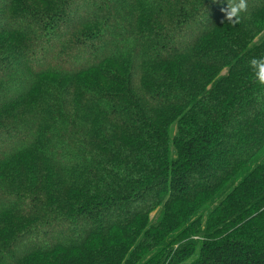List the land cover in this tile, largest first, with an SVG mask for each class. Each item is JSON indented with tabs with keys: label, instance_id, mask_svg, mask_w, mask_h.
I'll list each match as a JSON object with an SVG mask.
<instances>
[{
	"label": "trees",
	"instance_id": "16d2710c",
	"mask_svg": "<svg viewBox=\"0 0 264 264\" xmlns=\"http://www.w3.org/2000/svg\"><path fill=\"white\" fill-rule=\"evenodd\" d=\"M245 4L229 23L227 0H0V264H264V0ZM54 73L81 78L85 117ZM205 195L192 259L140 234L167 203L188 236L171 217L193 229Z\"/></svg>",
	"mask_w": 264,
	"mask_h": 264
},
{
	"label": "rangeland",
	"instance_id": "374dc122",
	"mask_svg": "<svg viewBox=\"0 0 264 264\" xmlns=\"http://www.w3.org/2000/svg\"><path fill=\"white\" fill-rule=\"evenodd\" d=\"M80 12V9L77 10V12L75 13L78 14ZM75 17H71L70 21L73 22ZM29 39H32L33 33L29 32ZM59 47H57L58 49ZM33 54L39 55V53L36 52H32ZM31 54V53H30ZM83 56V55H82ZM34 58V57H33ZM35 59V58H34ZM36 60V59H35ZM40 65L43 64V61L40 60L39 62ZM101 73V71L99 70H94V71H90L89 74L87 73V76L84 77L82 80H90L91 78H95L97 75H99ZM55 74V73H54ZM48 81L46 80V83H50V84H54V88H51L49 85L48 87H50V89L54 92V96L56 97H60L61 101L64 102L65 106L67 109H65V111L67 112V114L72 118L74 116H78V117H85L86 114L84 112V109H89V104L87 106L82 105L81 106V98L80 96H78V92L81 89L80 86H82L81 82V78H75L71 79V78H67V77H61V76H57L56 74L53 76H48L47 77ZM23 99L24 102H26V105H28V103L30 102V98L25 99L24 97H21ZM76 98V100H75ZM22 99H18V103L22 101ZM57 99V98H56ZM75 100V101H74ZM49 103V102H48ZM77 110V113L74 114V111ZM175 132V126L172 127L171 129V136L174 135ZM3 138H7V137H3ZM2 143V144H1ZM0 149H4L7 148L5 144H3V142L0 141ZM220 203V201L216 198H213L211 196H203L202 198L197 200V204L196 205H191L193 206L195 209L192 210V212L195 214L194 216H192V218L195 219L194 224L192 225L193 229H190L191 227H189L186 223L185 226L186 227H182V223H184L179 216H177V214L175 216H172L171 219H174V221L172 223H174L178 229H184V230H188V232L190 233L188 236H184V237H177L174 238L172 236H170V234L168 233L169 231H167L168 229H166V226L168 225L169 219L166 221V218H163L162 216V212H164V210H169V211H165L167 214H172L173 213V205H169V204H162L159 207H157L156 209H154L153 211H151L150 213H147L144 218L140 219V221L138 223L144 225L141 229H140V234L146 232V230H150L148 231L147 235L151 236L154 234H157L158 236H161V238H164V243L168 242L167 245L168 248L166 247V249L164 248V252L162 254V257L165 258L167 254V252H172L171 248L172 245L175 248H178V246H180V243H186V242H191L193 243V247H192V251H189L188 248L190 247V245H187V252H193V254H191L189 257L190 259H192L194 257V253H197L201 246H202V241L206 240V238H208L207 235V230L209 229L210 232H212V230H214V226L208 225V219L209 217H207V214L213 215L215 216L216 212L214 211V209L218 206V204ZM171 204V203H170ZM190 208V207H189ZM172 209V210H171ZM154 226H156V230L158 233H156V231H153ZM207 227V228H205ZM219 235H215L210 234L209 238L211 237H217ZM141 254H142V263L144 262H148L151 260L152 257H156L158 256V254L152 252V251H144L141 249ZM140 254V253H139ZM160 260V259H159ZM188 260L185 259L183 261H179L175 264H186L184 262H187Z\"/></svg>",
	"mask_w": 264,
	"mask_h": 264
},
{
	"label": "clouds",
	"instance_id": "9594fccd",
	"mask_svg": "<svg viewBox=\"0 0 264 264\" xmlns=\"http://www.w3.org/2000/svg\"><path fill=\"white\" fill-rule=\"evenodd\" d=\"M245 8V0H227V6L222 11L229 23H235L239 21V13ZM248 66L252 70L255 81L264 84V56L252 57L248 61Z\"/></svg>",
	"mask_w": 264,
	"mask_h": 264
}]
</instances>
